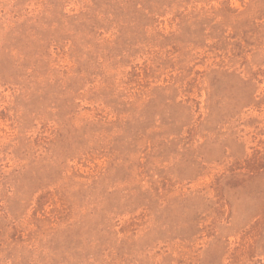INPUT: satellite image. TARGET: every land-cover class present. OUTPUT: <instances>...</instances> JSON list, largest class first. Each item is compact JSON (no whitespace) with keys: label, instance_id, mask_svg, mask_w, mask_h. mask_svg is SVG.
Segmentation results:
<instances>
[{"label":"rangeland","instance_id":"1","mask_svg":"<svg viewBox=\"0 0 264 264\" xmlns=\"http://www.w3.org/2000/svg\"><path fill=\"white\" fill-rule=\"evenodd\" d=\"M0 264H264V0H0Z\"/></svg>","mask_w":264,"mask_h":264}]
</instances>
